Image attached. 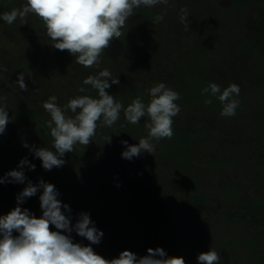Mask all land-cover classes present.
Masks as SVG:
<instances>
[{
    "label": "rangeland",
    "instance_id": "obj_1",
    "mask_svg": "<svg viewBox=\"0 0 264 264\" xmlns=\"http://www.w3.org/2000/svg\"><path fill=\"white\" fill-rule=\"evenodd\" d=\"M13 1L17 8L25 3ZM2 6L0 2V16ZM184 8L186 25L180 21ZM144 10L150 14L144 15ZM161 13H166L163 20L156 22ZM122 31L125 35L111 42L99 66L86 68L67 50L52 47L37 16L30 14L26 24L19 18L11 25L0 19V103H6L11 118L0 135V149L18 146L32 154L33 146L52 150L51 141L36 137L35 132L41 122L50 120L43 102L56 96L64 106L79 95L97 98L98 92L83 81L103 69L119 79L118 85L106 91L124 108L137 98L148 103V90L157 83L180 94L184 71H198L222 88L237 84L239 106L233 117L221 116L222 110L206 111L200 102L176 101L181 111L172 126L201 128L202 132L195 136L191 149L195 159L187 162L177 156L151 168L149 184L156 189L152 195L110 196L115 190L103 184L114 175L129 177L140 163L155 158L147 152L131 161L122 158L121 141L133 145L148 136L146 118L130 124L123 110L111 127L98 122L92 141L87 146L76 144V152L62 157L66 163L51 172L61 184L58 199L72 210L73 224L81 212H91V220L104 233L101 242L91 247L106 259L117 258L124 250L144 256L148 248L160 247L168 256L183 257L185 264H198V254L209 249L219 253L220 264H264V208L249 206L264 196V73L255 69L264 59V0L246 6L228 0H168L167 5L136 9ZM204 57L207 65L198 70V61ZM62 64L67 66L59 70ZM20 73L27 91L17 83ZM109 136L110 144L106 143ZM165 140H153L155 150ZM24 143L29 147H23ZM214 157L227 160L212 162ZM18 164L0 158V177L19 170ZM25 175L37 182L36 175ZM26 184H0V216L17 206L16 196ZM187 185L200 189L184 191ZM233 188L237 196L221 191ZM105 203L114 209L113 216L101 224L100 211L93 210ZM228 218L241 220L229 223ZM71 235L74 242L89 244L75 232ZM252 239L259 244L255 248Z\"/></svg>",
    "mask_w": 264,
    "mask_h": 264
},
{
    "label": "clouds",
    "instance_id": "obj_2",
    "mask_svg": "<svg viewBox=\"0 0 264 264\" xmlns=\"http://www.w3.org/2000/svg\"><path fill=\"white\" fill-rule=\"evenodd\" d=\"M167 4L168 0H25L20 8L4 13L0 19L11 25L19 18L26 24L30 14L37 16L53 42L52 47L60 51L67 50L75 57L76 63L90 68L99 66L100 57L111 42L125 35L122 30L127 27L129 18L136 14V9ZM181 13L180 21L186 25L187 9H181ZM165 14L156 15L155 21L163 20ZM24 77L20 73L17 83L21 90L27 91ZM83 83L94 88L98 97L79 95L64 106L57 103L56 96H50L43 102L44 110L50 115L47 127L53 138L54 151L35 146L30 150L45 170L62 167L66 163L62 157L72 152L76 144L87 146L92 141L98 122L102 120L100 126H113L119 120L121 110L126 120L133 125L146 118L145 127L148 129V136L139 139L138 144L129 145L127 141H121L125 148L121 154L123 159L131 161L143 152L151 154L155 151L153 140L159 142L164 138H172L173 118L181 111L176 103L180 94L164 83H157L148 90V103L137 98L126 108L106 91L113 84L120 83L108 69L87 76ZM80 91L84 92V89ZM201 94L218 97L223 106L221 116H235L239 106V100L235 97L240 94L237 84L233 83L221 90L216 83H210L201 90ZM211 103V99L205 100V104ZM68 112L72 115H68ZM10 122L6 103H0V135ZM106 141L110 144L111 136L106 137ZM22 146L29 147L27 143ZM25 166L30 171L36 167L23 158L18 164L19 170H10L0 177V184H23L27 181L16 196L17 206L0 216V264H185L183 257L168 256L160 247L148 248L147 255L139 257L129 250L121 251L117 258L112 259L97 254L91 245L99 244L104 233L95 226L90 215L81 212L73 224L70 215L72 210L58 199L60 193L55 185L43 179L33 184L25 175ZM41 189L39 201L42 215L37 217L21 205ZM52 226L56 230H52ZM14 232L18 235H14ZM73 232L85 238L89 244L74 242ZM220 260L219 253L214 249L197 256L198 264H220Z\"/></svg>",
    "mask_w": 264,
    "mask_h": 264
},
{
    "label": "trees",
    "instance_id": "obj_3",
    "mask_svg": "<svg viewBox=\"0 0 264 264\" xmlns=\"http://www.w3.org/2000/svg\"><path fill=\"white\" fill-rule=\"evenodd\" d=\"M234 5L237 6H246L247 4L252 3L254 0H228ZM2 6V14L6 12H10L12 9L17 8L16 3L13 0H1L0 1ZM144 15H149L150 12L148 10H144ZM31 63V62H30ZM199 69H202L203 67H206L207 61L206 57L200 58L199 61ZM67 66V64H62L61 66H58L59 70L64 69ZM255 69L258 72L264 73V59L261 60L257 65H255ZM52 74H55V72H52ZM52 78V76H50ZM182 79L184 84V89L180 93V100L191 103V102H200L204 104L206 111H212V110H222V104L218 100V97H212L210 94H201V90L205 87H208L210 83H215L214 81H211L209 79H204L201 77L200 73L198 71H184L182 73ZM224 88L221 87V90ZM139 91H135V95H139ZM206 99H211L212 103L210 105L205 104ZM24 114L28 115L30 112L25 111ZM48 121H43L41 124L37 127L36 137L38 138H44L53 144V138L50 135V129L47 127ZM173 127V136L172 138L168 139L166 138L165 142H163L162 147L160 149L155 150L153 153L154 157L153 161L151 162H143L140 163L138 166L139 168L136 169V171L133 173V175L129 177H123L122 175L117 177L114 175V177L109 178L108 181L104 182V186L113 188L112 190H115V193L110 196H129L130 198H136L137 196L141 195H147V194H154L156 192V189L150 187V182L152 181V175H151V168L153 166H159L161 162L164 161H170L175 159L177 156H182L183 160L189 162L193 159H195V156L193 155V151L191 150L195 143V136L198 134H201L202 129L201 128H195V129H189V128H176ZM115 149H117L115 147ZM54 151V148L52 149ZM76 152V147L74 146V150L70 153H66L65 155H73ZM0 158H6L13 161H21L23 158H27L28 161L31 164H35V170L30 171L28 170L27 166L24 167V171L27 173H31L37 176V182H39L40 179H43L45 182L52 183L55 185L57 190L61 188V184L57 180L58 177L53 174L51 171L45 170L42 167V163L38 158H35L32 153L27 151L26 149H20L18 146H11L7 145L3 149H0ZM162 160V161H161ZM227 159H220L218 157H214L211 161H222ZM210 161V162H211ZM33 183V184H36ZM119 185V186H118ZM23 189V188H22ZM192 189L193 191H199L200 188L193 187L191 185H187L183 188L184 191ZM233 190L236 191L235 188L232 190H226L222 189L225 194L229 192H233ZM42 189L37 192V194L31 198L27 199V202L25 204V208L29 209L32 213L35 214V216L40 217V214H42V210L40 209V201H39V195L41 194ZM235 196L238 194H235ZM110 196H106V198L109 199ZM249 206H251L253 209L257 208H264V196H260L254 201L249 202ZM113 208L109 206L108 203L102 204L98 206V208L94 209L93 211L96 213H99L100 211V218L101 222L103 224L107 223V220L113 216ZM87 213H91L88 211ZM236 220L241 219H230L228 218L229 223H234ZM251 246L254 248L257 247L259 244L255 242L254 239L250 241ZM236 264V263H234Z\"/></svg>",
    "mask_w": 264,
    "mask_h": 264
},
{
    "label": "flooded vegetation",
    "instance_id": "obj_4",
    "mask_svg": "<svg viewBox=\"0 0 264 264\" xmlns=\"http://www.w3.org/2000/svg\"><path fill=\"white\" fill-rule=\"evenodd\" d=\"M220 111V110H219ZM60 190V189H59ZM101 224H103L102 222H101Z\"/></svg>",
    "mask_w": 264,
    "mask_h": 264
}]
</instances>
